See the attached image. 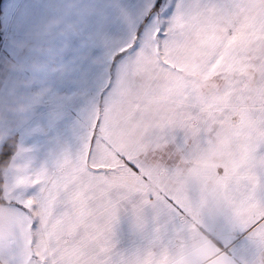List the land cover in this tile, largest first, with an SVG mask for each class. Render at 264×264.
<instances>
[{
	"label": "snow or ice",
	"instance_id": "1",
	"mask_svg": "<svg viewBox=\"0 0 264 264\" xmlns=\"http://www.w3.org/2000/svg\"><path fill=\"white\" fill-rule=\"evenodd\" d=\"M69 2L0 4L10 62L45 65L0 98L51 88L0 143V264H264V0Z\"/></svg>",
	"mask_w": 264,
	"mask_h": 264
},
{
	"label": "crops",
	"instance_id": "2",
	"mask_svg": "<svg viewBox=\"0 0 264 264\" xmlns=\"http://www.w3.org/2000/svg\"><path fill=\"white\" fill-rule=\"evenodd\" d=\"M5 3V0L2 1V4ZM71 0L69 2V7H71ZM62 24V19L59 17H52L45 20H42L38 25H36L33 32L29 33L30 40L45 41L44 44H33L30 42H22L18 47L22 50L25 49H34L36 52L49 53L51 52V40L56 35H67L69 31L75 29V24L69 22L64 24L59 32H54L53 30L57 26ZM4 40V37H3ZM0 48V69L7 68L12 71H22L26 67L32 69H41L45 67L44 64L32 62L31 65H25L23 63H14L10 62V56L8 54V49L3 43ZM69 71V69L61 68L60 72ZM35 81L34 80H16L11 79L7 81V98H0V143H3L9 136L13 128L27 126L29 122L33 119V116L36 113V110L40 107V103L44 97L48 95L51 91L50 87H44L39 91L33 92L31 95L19 94L18 89L21 86H31ZM57 100L60 99L59 96L56 97ZM51 120L58 119L56 113H49ZM50 120V122H51ZM25 132L28 135H34V132L25 127ZM20 155L25 153V148L23 146H16L15 149ZM22 167L21 164L17 163L12 172L14 173L16 169ZM11 178V176H9ZM4 186V185H3ZM117 232L120 237L121 243L127 244L129 242L131 225L127 220H121L117 226Z\"/></svg>",
	"mask_w": 264,
	"mask_h": 264
},
{
	"label": "trees",
	"instance_id": "3",
	"mask_svg": "<svg viewBox=\"0 0 264 264\" xmlns=\"http://www.w3.org/2000/svg\"><path fill=\"white\" fill-rule=\"evenodd\" d=\"M2 1L3 0H0V4H2ZM2 40H3V35L2 33H0V48H1V44H2ZM8 140V144L11 146V145H16V138L15 137H12L11 139H9V137L7 138ZM17 146V145H16ZM16 149V147H15ZM5 150L7 151H11L10 148H6ZM3 185H0V187H2Z\"/></svg>",
	"mask_w": 264,
	"mask_h": 264
}]
</instances>
